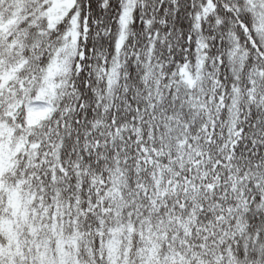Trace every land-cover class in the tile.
Instances as JSON below:
<instances>
[{"label":"snow or ice","instance_id":"snow-or-ice-1","mask_svg":"<svg viewBox=\"0 0 264 264\" xmlns=\"http://www.w3.org/2000/svg\"><path fill=\"white\" fill-rule=\"evenodd\" d=\"M0 264H264V0H0Z\"/></svg>","mask_w":264,"mask_h":264}]
</instances>
